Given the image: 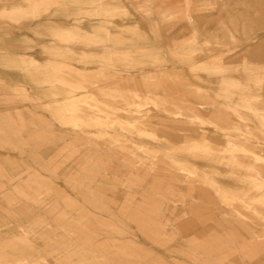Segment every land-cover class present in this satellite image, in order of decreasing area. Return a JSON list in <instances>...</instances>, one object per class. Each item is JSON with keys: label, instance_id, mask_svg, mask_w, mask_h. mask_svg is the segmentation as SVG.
<instances>
[{"label": "rangeland", "instance_id": "obj_1", "mask_svg": "<svg viewBox=\"0 0 264 264\" xmlns=\"http://www.w3.org/2000/svg\"><path fill=\"white\" fill-rule=\"evenodd\" d=\"M259 238L264 0H0V264H264Z\"/></svg>", "mask_w": 264, "mask_h": 264}, {"label": "bare ground", "instance_id": "obj_2", "mask_svg": "<svg viewBox=\"0 0 264 264\" xmlns=\"http://www.w3.org/2000/svg\"><path fill=\"white\" fill-rule=\"evenodd\" d=\"M171 83H172V82H171ZM216 115H218V114H215V116H216ZM218 116H220V115H218ZM218 118H219V117H218ZM220 118H222V116H220ZM157 119H158V118H157ZM159 119H160V118H159ZM165 119H166V118H163L164 122L169 121L168 119H166V121H165ZM169 119H170V118H169ZM225 119H227V118L221 119L220 121L224 122ZM173 121H175V119H173ZM179 121H180V120H179ZM169 122H172V120H170ZM176 122H177V121H176ZM180 122H181V121H180ZM180 122H178V123H180ZM227 122H229V120H228ZM173 123H175V122H173ZM183 124H184V123H183ZM2 125H3V124H2ZM165 128H166V127H165ZM165 128H164V129H165ZM167 128H168V127H167ZM176 130H177V129H176ZM171 131H172V130H171ZM34 132H35V131H34ZM174 132H176V131L174 130ZM40 133L42 134V132H39L38 134L41 135ZM43 133H44V132H43ZM45 133H46V132H45ZM203 134H204V133H203ZM13 135H14V134H13ZM14 136H15V135H14ZM44 136H45V135H44ZM39 137H40V136H39ZM51 137H52V136H51ZM51 137H50V138H51ZM201 137H202V136H201ZM183 138H184V139H187V138H185V137H183ZM188 140H189V139H188ZM37 141H39V140H37ZM43 141H45V140H43ZM48 141H52V139H51V140H48ZM48 141H47V142H48ZM88 147H89V146H88ZM86 148H87V147H86ZM111 148H112V147H111ZM113 149H114V148H113ZM206 150H207V149H206ZM93 151H94V150H93ZM107 152H108V151H107ZM209 154H210V153H209ZM109 155H110V154H109ZM112 156H113V154H112ZM120 160H121V159H120ZM100 161H101V160H100ZM117 161H118V160H117ZM121 161H122V160H121ZM101 162H102V161H101ZM129 162H130V161H129ZM131 163H132V161H131ZM104 164H105V163H104ZM133 165H134V164H133ZM140 166H141V165H140ZM155 166H156V165H155ZM144 168H145V167H143L142 170H143ZM155 169H156V168H155ZM160 170H162V169H160ZM92 171H93V170H92ZM158 171H159V169H158ZM158 171H157V172H158ZM155 172H156V171H155ZM159 172H160V171H159ZM167 172H169V171L167 170ZM147 173H148V172H147ZM163 173H165V174H170V172H169V173H166L165 171H163ZM163 173H162V174H163ZM148 174H149V173H148ZM172 174H174V173H172ZM172 174H170V175H172ZM170 175L162 176V178H163V177H169ZM182 175H183V174H182ZM146 176H147V175H146ZM183 176H184V175H183ZM183 176H181V177L184 179ZM158 177H159V176H158ZM178 177H179V176H178ZM172 178H173V177H172ZM189 178H191V177H189ZM31 179L34 180L33 178H31ZM31 179H30V182H31V184H32ZM163 179H165V178H163ZM169 179L171 180V178H169ZM173 179H174V178H173ZM179 179L181 180L180 177H179ZM175 180H176V179H175ZM177 180H178V179H177ZM180 180H179V181H180ZM187 180H188V179H187ZM192 180H193V179H192ZM172 181H173V180H172ZM179 181H178V182H179ZM182 181H183V180H182ZM182 181H181V182H182ZM34 182H35V181H34ZM188 182H189V180H188ZM175 183H176V182H175ZM191 183L193 184L192 181H191ZM36 184H37V183H36ZM39 184H40V183H39ZM39 184H38L37 186H38V187H41V186H39ZM172 184H173V183H172ZM187 185H188V184H187ZM200 185H201V184H200ZM190 186H191V185H190ZM192 187H193V185H192ZM197 187H202V186H197ZM3 189H4V188H3ZM21 189H23V188H21ZM194 189H195V188H194ZM202 190L205 191V189H203V187H202ZM202 190H201V191H202ZM23 191H24V190H23ZM192 191H193V189H192ZM204 193H205V192H204ZM207 194H208V193H207ZM209 195H210V193H209ZM205 196H206V195H205ZM207 196H208V195H207ZM25 197H26V196H25ZM37 203H38V202H37ZM28 209H29V208H28ZM28 209H27V210H28ZM137 209H138V208H137ZM223 209H224V208H223ZM225 212H226V211H225ZM222 214H223V213H222ZM208 215H209V214H208ZM223 218L225 219V217H223ZM227 219H230V218H227ZM214 220H215V219H214ZM225 220H226V219H225ZM228 221L230 222V220H228ZM242 222H243V221H242ZM215 223H216V222H215ZM222 223H223V222H221L220 224H222ZM230 223H231V222H230ZM243 223H244V222H243ZM245 224H246V223H245ZM140 225H141V224H140V220H139V224H138V226H140ZM224 225H225V224H223V226H224ZM226 225H229V224L226 223ZM231 225H233V224H231ZM245 226H246V225H245ZM229 227H230V226H229ZM232 227L235 228L234 226H232ZM232 227H230V228H232ZM246 228H248V227H246ZM250 229H251V228H250ZM252 231H253V230H252ZM257 232H258V231H257ZM246 233H247V232H246ZM259 234H260V233H259ZM233 235H234V234H233ZM233 235H232V236H233ZM242 236H243V235H242ZM251 236H252V235H251ZM254 236H255V235H254ZM239 239H240V238H239ZM253 239H255V238L253 237ZM259 239H260V238H259ZM256 241L258 242V239H257ZM259 241H262V243L264 244V238H263V239H260ZM194 244H195V243H194ZM211 245H212V244H211ZM207 248H208V247H207ZM143 252H144V251H143ZM145 253H146V255H147V252H145ZM145 253H144V254H145ZM148 254H149V253H148ZM137 256H138V255H137ZM138 257H139V256H138ZM142 258H143V257H142ZM218 264H219V263H218Z\"/></svg>", "mask_w": 264, "mask_h": 264}]
</instances>
